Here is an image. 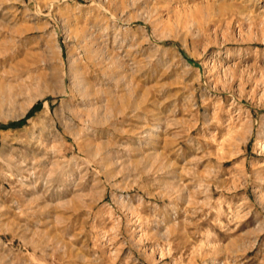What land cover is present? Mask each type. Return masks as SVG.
I'll return each mask as SVG.
<instances>
[{
  "label": "rangeland",
  "instance_id": "1",
  "mask_svg": "<svg viewBox=\"0 0 264 264\" xmlns=\"http://www.w3.org/2000/svg\"><path fill=\"white\" fill-rule=\"evenodd\" d=\"M0 264H264V0H0Z\"/></svg>",
  "mask_w": 264,
  "mask_h": 264
}]
</instances>
